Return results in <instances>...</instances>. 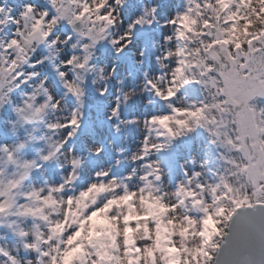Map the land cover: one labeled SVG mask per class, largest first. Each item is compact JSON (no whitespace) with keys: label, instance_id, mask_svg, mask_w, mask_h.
Here are the masks:
<instances>
[{"label":"snow or ice","instance_id":"1","mask_svg":"<svg viewBox=\"0 0 264 264\" xmlns=\"http://www.w3.org/2000/svg\"><path fill=\"white\" fill-rule=\"evenodd\" d=\"M127 2L128 0H47L52 15L49 14L48 8L38 9L36 5L26 3L18 13V18L13 17L10 10L0 5V14H3L0 18V26L9 24L16 26L8 39H0V105L9 100V93L14 88L29 84L39 75L36 72L23 71L25 66L35 68L39 64L52 62L54 59L59 60V63L52 62V69L64 89V98L67 100L71 97L76 105L72 107L70 117L62 124L45 122L47 110L56 111L60 108V100L52 95L45 78L31 85L32 90L24 94L22 104L13 108L21 122L42 121L47 129L55 131L59 128L66 131L59 142L48 137V151L42 153L38 149V159H21L16 155L26 146L27 141L35 139L31 135L27 137V141L18 142L14 148H9L7 145L0 146V152L4 154L3 166H0V229L5 230L4 233H0V239H6L10 235L16 241L11 249L0 244V257H3L0 264H18L19 257H23V264H33V262L51 264L54 259H58L53 258L47 250V246L54 243L53 240L45 238L39 246L35 243V241H41L43 229L40 228V221L36 219V211L28 206L30 200L42 199L47 202L51 196L59 192L70 203L74 197L87 196L93 188L97 187V182L110 183L119 179L130 186L135 181V177L130 173L116 177L110 176L108 171L97 170L92 173V178L86 186L77 190L74 186L77 179L74 172L82 166V162L80 159H72L66 162L69 170L59 183H46L40 187L33 184L29 190H25L32 171H39L40 162H48L57 157L78 131L83 117L84 102L81 97L84 93L74 80L88 82L82 73L91 72L95 68L91 60L98 54L96 51L98 45L106 40V30L118 28L122 33V37H114L107 41L115 56H121L127 50L134 49L138 59L141 61L145 59L147 48L141 49L139 45L144 43L146 36L142 33L137 34L136 29L144 26L151 27L157 22L158 6L156 4L150 7L141 5L139 14L135 15V18L126 26L120 12L121 19L117 25L113 18L116 8L123 9ZM207 2L209 6L215 4L219 7L221 4V0H207ZM205 3L206 0H185L183 9L164 21V26H170L171 32L162 36V47L158 54L151 57V60L159 69L155 74L157 79L166 81L165 89L161 90L152 79L148 78V73H144V90L166 102L168 111L145 118L144 123L148 127L143 136L144 143L140 146L142 152L139 161L144 162L142 165L147 171L143 173L139 183L141 187L144 186L145 180L149 183L162 184L161 161L150 158L153 152L159 155L160 150L170 149L177 140L187 139L197 132L207 135L210 150L206 154V160L199 165L202 170H192L189 173L187 169H184V179L175 182L171 187L177 194V204L170 207L175 208L183 204L187 211L189 201L194 198L204 205L203 211L197 213L204 217L208 212L207 205L212 203V193H215L217 197L220 193H225L226 196L232 194L226 181L230 182L235 176L244 183V194L233 196L230 208L227 210L223 206L218 208L219 213L223 215V227L210 214L203 219L205 226L212 227L210 232H201V236L207 237L204 240L206 247L201 250L202 264H212L215 254L221 248L224 230L237 210L244 206L264 208V24L259 25L261 31L255 36L248 35L246 43H227L226 47L230 53L228 58L220 54L221 45L217 39V30L220 25H232L231 15L236 12V0H232V3L223 7L216 16L212 15L211 7H209L203 24L199 26L202 46L197 49V55L201 58L198 63L194 62L185 67L186 61L183 56L172 55L168 50H163L161 55L164 44L177 53L184 52V49L180 47V38L185 36V32L182 31L184 20L191 12L193 4L203 10ZM251 7L259 8V11L255 13L256 16L264 14V0H255ZM201 15H203L202 11ZM61 21H65L72 27V32L63 38L65 45H70L72 50L79 45L82 59L72 52L66 58H59L60 52L50 51L40 59L33 60L32 54L37 51L41 43L46 44L49 49L57 43L55 39L50 38L55 37L54 29ZM97 22L101 24L98 30H96ZM252 27L254 26L250 24L248 31ZM74 36L75 42H73ZM224 39L227 40V36ZM33 41L36 42L35 47H33ZM159 43L160 41L154 40L152 46L155 47ZM242 51L243 54H240ZM67 70L71 71V78ZM103 71L101 67L99 69L101 80H104ZM111 72L112 75L115 74V65L111 66ZM91 83L95 85L97 80L93 79ZM117 83H123V81H117ZM210 89L216 92L215 100L222 102L211 108L206 98L207 90ZM96 91L103 97L107 95L108 88L105 85ZM113 99L115 103L109 111L108 119L119 120L121 95L118 94ZM128 101L129 97L124 95L123 102L127 104ZM208 112H211L215 118L207 119ZM169 121H174L177 127L173 129ZM135 122V118L128 121V123ZM112 127L114 131H120L119 123L113 124ZM159 129L165 131H159ZM153 132H155L156 142L148 144ZM144 149L149 151L144 152ZM91 151L99 156L103 149L97 147ZM236 157L239 159L237 160ZM136 162L137 158L134 156L132 163ZM119 163L117 159L116 164L119 165ZM8 166H12L13 169L10 174H7ZM230 172L234 176L230 175ZM204 178H208L207 183L203 182ZM69 183L73 185V188L66 187ZM210 185L211 191H209ZM123 192V189L119 190L121 196ZM107 203L108 199L101 196L88 209V213L95 215L103 210ZM109 214H111L110 210ZM187 214L192 215V212L188 211ZM41 219L47 218L41 217ZM26 226L32 231H27ZM48 227L54 229L55 226ZM68 234L70 235V232ZM139 246L138 242L137 247ZM95 260L96 256L92 254L87 258L86 264H93Z\"/></svg>","mask_w":264,"mask_h":264},{"label":"rangeland","instance_id":"2","mask_svg":"<svg viewBox=\"0 0 264 264\" xmlns=\"http://www.w3.org/2000/svg\"><path fill=\"white\" fill-rule=\"evenodd\" d=\"M254 2L255 0H236V12L231 15L232 25H220L218 27L217 39L221 45L219 52L226 58L230 56L226 47L227 43H246L248 35L255 36L261 31L259 25L264 24V14L256 16L255 13L259 11V8L253 9L251 7ZM26 3L36 5L38 9L48 8L49 14H53L47 0H4L2 5L6 10H10L13 17L18 18V13ZM229 3H232V0H221L219 7L215 4L209 6L206 0L203 10L193 4L191 12L187 14L184 20L182 31L185 32V36L180 38V47L184 49V52L177 53L175 50L167 48L170 54L183 56L186 61L185 67L190 66L194 62L198 63L201 58L197 55V49L202 46L199 26L203 24L209 12V7H211L212 15L216 16ZM153 4L158 6L157 22L153 23L151 27L144 26L136 29L137 34L142 33L146 36L144 43L139 45L141 49L147 48L145 59L143 61L138 59L134 49L127 50L121 56H115L107 41L114 37H122V33L118 28L106 30L107 38L98 45L96 50L98 54L94 55L91 60L95 68L91 72L82 73L88 82L84 83L74 80V83L80 85L84 93L81 97L84 102L82 109V119L84 118L85 120L84 125L82 126L80 121V127L75 136L68 142V145L61 150L57 157L48 162H40L39 171L33 170L31 179L25 185V190H29L33 184L40 187L46 183H59L69 170L66 162L72 159H80L82 165L92 167V162H96L97 155H94L91 150L99 146L103 149L100 155L103 156L102 159H105L104 163L99 165L98 168L79 167L75 169L74 174L77 176L75 188L78 190L80 187L86 186V183L92 178H89V175L97 170H111L110 176L116 177L123 176L129 170L132 172V176L135 177V182L139 185L138 192L131 193L128 189L123 188L124 192L121 196L119 191L115 192V188L122 189L124 183L117 179L115 180L116 184H113V186H108L106 181L97 182V187L93 188L87 196L74 197L70 203L59 192L51 196L47 202L42 199L30 200L28 206L36 211V219L40 221V228L43 229L41 233L42 239L37 241L38 246L45 238L54 241L52 245L47 246V250L52 257L58 258L54 259L51 264H66L68 255L71 252L75 256L73 264H86L87 258L92 254L96 256L93 264H202L203 255L201 250L206 247L204 240L207 237L201 236V232H210L212 227L211 225L205 226L203 219L210 214L223 227V215L219 213L218 208L223 206L227 210L231 207L230 201L233 196L244 194V183L230 172L229 174L233 175L234 178L230 182L226 181V184L229 185L232 194L226 196L225 193H220L219 197H217L215 193H212L213 200L212 203L207 205L208 212L205 213L204 217L197 214L198 211H203L204 205L197 202L194 198L189 201L187 211L183 204L175 208L170 207V205L177 204V194L171 187L175 182L184 179V169H187L189 173L192 170H202L199 165L206 160V154L210 150V146L207 143L208 137L203 132L194 133L187 139L177 140L170 149L160 150L159 155L155 152L151 154V159L155 156L153 160L161 161L162 171L164 170L163 166H165L166 171L164 174L162 173V179L165 176L170 183L169 186H164L163 181L162 184H156L145 180L144 186L141 187L139 180L143 173L147 171L142 165L143 161L139 163L135 171L118 169L117 159L121 163L128 158L124 153L127 152L124 144L127 142L130 132L136 130L141 136L138 138L137 148L134 150L140 153L142 151L140 146L144 143L145 129L148 127L144 123L145 118L153 115L151 114L153 112L158 114L168 111L166 102L153 97L148 91L144 90L143 79L144 73L147 72L149 79H152L161 90L165 89L166 81L157 79L155 74L159 69L155 66L154 61L151 60V57L158 54L159 49L162 47L160 29H166L167 33L171 32L170 26H164V21L171 16H166V14L162 16L161 10L163 11V9L161 7L163 5L169 6L171 8L170 14L174 15L177 11L183 9L185 0H128L123 9L116 8L113 18L118 25L122 17L126 26L127 23L135 18V15L139 14L141 5L150 7ZM201 11L203 15H201ZM120 12L121 17L119 15ZM148 18L150 19L151 17L149 16ZM241 18H243V22H241ZM250 24L254 27L248 31ZM15 27L13 24L0 26V39H8ZM100 27L101 24L97 22L96 30ZM125 31H127V28H125ZM54 32L55 37L50 39H55L57 43L51 49L46 44L41 43L37 51L32 54L33 60L40 59L50 51L60 52L59 58H66L72 52V54L82 59L79 51L80 46L77 45V48L72 50L70 45H65L63 40L67 34L72 32L70 25L65 21L63 23L61 21L54 29ZM225 36H227V40L224 39ZM75 39L74 36L73 42H75ZM154 40L160 41L155 47L152 46ZM189 44H191V47H189ZM35 46L36 42L33 41V47ZM166 47L167 44H164L161 55L163 50H167ZM29 52H31V49H29ZM240 54H243V51ZM52 62L59 63V60L54 59ZM52 62L39 64L35 68L30 67L29 72H36L39 75L31 80L29 84H22L19 88H14L9 93V100L6 104L8 106L13 105L17 98L18 100H23L25 98L24 94L31 92V85L47 78L50 92L60 100V108L56 111L47 110L44 119L45 122L62 124L64 120L70 117L71 109L76 105L71 97L65 100L64 89L56 78L52 69ZM161 63H163V60H161ZM113 65L116 67L114 75L111 72V66ZM101 67L104 69V80L100 79L99 69ZM67 71H69V77L71 78V71ZM77 71L80 70L77 69ZM109 77L111 78L109 79ZM93 79L97 80L95 85L91 83ZM117 81H123V83H117ZM105 85L108 88V93L106 96L101 97L96 90ZM118 94L121 95L120 119L109 120V111L115 103L113 97ZM124 95L129 97L127 104L123 102ZM215 95V91L207 90L206 98L208 99L209 108L222 103L215 100ZM3 105H0V146L7 145L9 148H14L18 142L27 141L29 135L35 138L27 141L26 146L16 153L19 158L38 159V149L42 153L48 151V137L57 142L62 140L66 130L58 128L53 131L47 129L42 121H32L20 125L19 122H16L14 116H10L12 114L11 110ZM136 109L141 112L138 115L132 114ZM133 118H135L136 122L128 123ZM214 118L212 113L208 112L207 119L211 120ZM1 122L3 127L8 128L9 132H5V130L1 132ZM117 123H119L120 127L119 132L114 131L112 127L113 124ZM168 123L173 129L177 127L174 121H169ZM159 131L165 130L159 129ZM122 134H124L123 137L121 136ZM9 135L13 137L5 138ZM151 135L152 139L147 142L148 144L156 142L155 132ZM68 148L73 150L68 151ZM144 151L147 152L148 149H144ZM110 152L116 154L108 155ZM121 152L122 155H117ZM236 159L238 160L239 157H236ZM3 161L4 154L0 152V166H3ZM12 170V166H8L7 174H10ZM84 174L87 175L88 179H83ZM78 179H81V181L77 182ZM193 183L195 184V181ZM66 187L71 189L73 185L69 183ZM209 191H211V185L209 186ZM126 194L129 195V200ZM101 196L108 199L107 205L95 215H90L88 209ZM109 210L111 214H109ZM188 211H191L192 215H188ZM28 215H32V213H28ZM41 217H46L47 219H41ZM49 225H54V229L49 228ZM101 227L109 231V234L106 236L102 247L92 249L88 241L93 235L95 228ZM26 230L32 231L27 226ZM4 232V229H0V233ZM69 232L70 235L68 234ZM213 235L215 234L213 233ZM138 242L139 247H137ZM15 243L16 241L10 235L6 239H0V244H3L8 249H11ZM78 250L81 253L77 254L76 251ZM13 255H15V252H13ZM21 256H23V253H21ZM2 261L3 257H0V262ZM18 264H23V257H19Z\"/></svg>","mask_w":264,"mask_h":264},{"label":"water","instance_id":"3","mask_svg":"<svg viewBox=\"0 0 264 264\" xmlns=\"http://www.w3.org/2000/svg\"><path fill=\"white\" fill-rule=\"evenodd\" d=\"M212 264H264V208L237 210Z\"/></svg>","mask_w":264,"mask_h":264},{"label":"bare ground","instance_id":"4","mask_svg":"<svg viewBox=\"0 0 264 264\" xmlns=\"http://www.w3.org/2000/svg\"><path fill=\"white\" fill-rule=\"evenodd\" d=\"M3 1L4 0H0V5H2V3H3ZM3 6V5H2ZM162 9H163V11L161 10V15L162 16H164V14H166V16H172L171 14H170V10H171V8L169 7V6H162L161 7ZM0 16H1V18L3 17V14H0ZM161 30V32H160V35L161 36H163V35H165V34H169V33H167L166 31V29H163V28H161L160 29ZM166 33H165V32ZM166 49H167V47H166ZM168 50V49H167ZM141 111L139 110V109H136V110H134L133 112H132V114H136V115H138L139 113H140ZM151 114H154V112L153 113H151ZM131 134H129V136H128V140H127V142H125V149H126V151L127 152H124L125 154H126V156L128 157V159L129 160H132V158L135 156V157H138L137 158V162L135 163V164H133L132 163V161H131V166H130V168H127V169H132L133 167H134V169L137 167V166H139V156L141 155L139 152H135L134 150L137 148V144H138V138L139 137H141L138 133H137V131L135 130V131H133V132H130ZM123 135L124 134H122L121 136L123 137ZM128 135V134H127ZM99 147V146H98ZM132 151V152H131ZM102 155H99V156H96V162H92L93 164H92V167H90V166H84V165H82L81 166V168H85V167H87L88 169H92V168H96V167H98L99 165H101L102 163H104V160L105 159H102ZM155 158V156L152 158V159H154ZM123 167H124V165H122V168L121 169H123ZM164 167V170L162 171V173L164 174L165 173V171H166V168H165V166H163ZM127 173H130V175L132 176V172H130L129 170H127ZM86 177H87V175L86 174H84V177H83V179L85 180L86 179ZM92 177V174L91 175H89V178H91ZM82 179V180H83ZM81 181V179L79 180V182ZM162 181H163V184H164V186H169L170 185V183L166 180V178H165V176H163V179H162ZM206 181L208 182V179L207 178H204V183H206ZM106 184L108 185V186H113V184H116V182H115V180H113V181H111L110 183L109 182H107L106 181ZM123 188H126V189H128L131 193L133 192H138L137 190H138V188H139V185L134 181V182H132L131 184H130V186L129 185H126L125 183H124V185H123V187H122V189ZM133 189H135V191H133ZM120 189H116L115 188V192H118Z\"/></svg>","mask_w":264,"mask_h":264},{"label":"trees","instance_id":"5","mask_svg":"<svg viewBox=\"0 0 264 264\" xmlns=\"http://www.w3.org/2000/svg\"><path fill=\"white\" fill-rule=\"evenodd\" d=\"M21 105V103L18 105V106H20ZM12 110H13V108H11ZM14 112V111H13ZM15 113V112H14ZM15 117H18L17 116V114L15 113ZM4 130H5V128H2V131L4 132Z\"/></svg>","mask_w":264,"mask_h":264}]
</instances>
